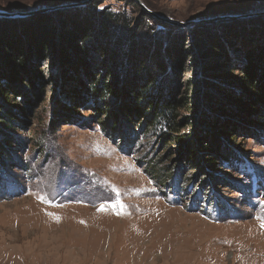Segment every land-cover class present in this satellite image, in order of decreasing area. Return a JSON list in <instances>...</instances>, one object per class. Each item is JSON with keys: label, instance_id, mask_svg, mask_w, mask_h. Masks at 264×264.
<instances>
[{"label": "rangeland", "instance_id": "374dc122", "mask_svg": "<svg viewBox=\"0 0 264 264\" xmlns=\"http://www.w3.org/2000/svg\"><path fill=\"white\" fill-rule=\"evenodd\" d=\"M66 1L0 0V9ZM138 1L0 17V35L31 42L43 31L51 41L34 60L42 90L0 150V264H264V118L232 104L243 48L264 42V15L199 21L264 0ZM88 24L98 39L84 53L76 30ZM148 74V91L183 99L178 131L143 125V114L130 126L102 124L100 107L120 116ZM98 75L116 93L94 98ZM197 129L235 161L208 164L189 143Z\"/></svg>", "mask_w": 264, "mask_h": 264}, {"label": "trees", "instance_id": "16d2710c", "mask_svg": "<svg viewBox=\"0 0 264 264\" xmlns=\"http://www.w3.org/2000/svg\"><path fill=\"white\" fill-rule=\"evenodd\" d=\"M100 22L113 21L114 16L111 14L98 13ZM112 17V18H111ZM96 28L90 26L77 27L76 33L79 34L83 41L84 53H87L89 41L96 42L98 39L94 36L93 31ZM43 32V31H42ZM37 36L34 41H14L12 37L0 35V150L7 149L12 141L13 129L20 127L21 118L19 115H25L30 109V103L32 100L31 95L35 94V90H42L36 84L34 79V60L35 58L44 57L48 52L51 41L48 36H44V32ZM74 36H72L73 38ZM92 38V39H91ZM95 44V43H94ZM98 51L102 47H99ZM87 48V49H85ZM105 49V48H104ZM86 50V51H85ZM244 62L239 66V77L234 79V82L242 92L233 93L232 104L235 106V110L241 108L252 109V115L258 117L257 119L264 118V42L257 40L253 44L247 45L243 48ZM101 56L104 57L103 51H100ZM114 57H107L106 62L101 67V73H109L111 70V61ZM110 61V62H109ZM135 63L142 68L145 64V59L137 58ZM139 68V69H140ZM138 69V68H137ZM138 71V70H137ZM136 71V72H137ZM142 71V70H141ZM132 73L133 78H140L139 73ZM148 79L144 84H135L132 86L128 93V101L126 110H122V114L119 116L114 110H111L108 105L100 107L103 111V115H106L105 123L110 121H116V123L122 119L124 125H131L138 115L143 114L147 116V121L143 122V125H156L162 121L166 126L167 131H178L177 125L179 120L176 119L177 112L176 107H182L184 101L182 98H175L171 93L163 94L161 91L158 94L148 91L151 89V84H155L153 76L148 74ZM91 95L105 97L108 94H114V87L111 83H107L103 80L102 75L95 77L91 76ZM144 80L141 79V81ZM135 81V79H134ZM28 83V84H26ZM157 88V87H156ZM152 90V89H151ZM20 99L21 101H18ZM175 99V100H174ZM6 100V103L2 101ZM7 101H13V106L6 105ZM81 101L84 102L83 99ZM80 103V100L77 101ZM235 112V111H234ZM124 118V119H123ZM158 120V121H157ZM119 122V123H120ZM184 126L192 123V117L185 116L183 119ZM206 127L210 124V121L205 120ZM212 125V124H211ZM109 127V126H107ZM119 131V130H118ZM119 133V132H118ZM166 141H171L172 137L168 136V133L163 132ZM205 137V133L199 129L195 130L194 136L189 140L191 145L198 146L203 156L202 158L208 163L213 164L215 159H227L229 161H235L234 156L229 150L222 149L218 144L213 143L212 140ZM212 141V142H211ZM206 143V144H204ZM167 145V143H165ZM5 147V148H4ZM228 154V155H227ZM206 156H210L205 157Z\"/></svg>", "mask_w": 264, "mask_h": 264}, {"label": "water", "instance_id": "95a60500", "mask_svg": "<svg viewBox=\"0 0 264 264\" xmlns=\"http://www.w3.org/2000/svg\"><path fill=\"white\" fill-rule=\"evenodd\" d=\"M92 0H67L66 2L57 3V4H50L45 6H37L35 8H30L26 10H7V9H0V17H17V16H27L34 13H41L47 11H53L68 7H76L80 5H84L86 3L91 2ZM139 3L138 0H135ZM144 9H146L143 6ZM257 15H264V8L256 11H246V12H237V13H228V14H217L215 16L207 17L200 19L199 21H210V20H219V19H230V18H239V17H249V16H257Z\"/></svg>", "mask_w": 264, "mask_h": 264}, {"label": "snow or ice", "instance_id": "6c2138e0", "mask_svg": "<svg viewBox=\"0 0 264 264\" xmlns=\"http://www.w3.org/2000/svg\"><path fill=\"white\" fill-rule=\"evenodd\" d=\"M103 207H104V206L102 205V206H101V210H103ZM262 226H264V225H262Z\"/></svg>", "mask_w": 264, "mask_h": 264}]
</instances>
